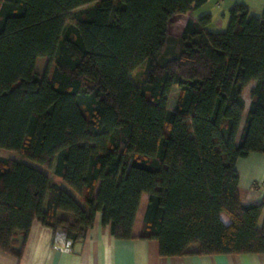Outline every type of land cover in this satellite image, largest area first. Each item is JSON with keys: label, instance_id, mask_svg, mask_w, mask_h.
Segmentation results:
<instances>
[{"label": "trees", "instance_id": "16d2710c", "mask_svg": "<svg viewBox=\"0 0 264 264\" xmlns=\"http://www.w3.org/2000/svg\"><path fill=\"white\" fill-rule=\"evenodd\" d=\"M205 1L0 0V250L20 257L34 220L81 240L100 212L160 256L264 253L235 167L264 153V9L169 33Z\"/></svg>", "mask_w": 264, "mask_h": 264}, {"label": "crops", "instance_id": "0c3cea01", "mask_svg": "<svg viewBox=\"0 0 264 264\" xmlns=\"http://www.w3.org/2000/svg\"><path fill=\"white\" fill-rule=\"evenodd\" d=\"M236 3L245 4L250 15H260L264 9V0H206L198 8L171 18L179 19V23H174L173 35H181L190 16L197 18L204 14L211 16L210 29H224L228 22V10ZM235 167L239 175L238 192L241 203H259L264 196V153H251L241 157L236 161ZM145 205L146 201L144 210ZM138 213L133 227L135 235L142 228V220L136 224ZM143 214L142 210V219ZM54 236L50 227L34 220L21 256L0 250V264H264V253L160 256L155 239L115 238L108 225H101L100 212L96 213L93 226L86 237L73 242L70 251L55 249ZM17 239L20 240V237Z\"/></svg>", "mask_w": 264, "mask_h": 264}, {"label": "rangeland", "instance_id": "374dc122", "mask_svg": "<svg viewBox=\"0 0 264 264\" xmlns=\"http://www.w3.org/2000/svg\"><path fill=\"white\" fill-rule=\"evenodd\" d=\"M179 19L175 18L173 20H171L170 24H169V33L171 35H173V33H175V28H174V23L176 24L179 23L178 21ZM226 27V26H225ZM224 27V28H225ZM174 36V35H173ZM144 70V64L138 66L135 70H133L131 72V78L133 80V82L138 85L141 81V78H142V72ZM178 90V86H173L172 87V93H171V96H170V100H169V107H172L173 104H174V101H175V96H176V91ZM248 91H249V87L246 88L245 92H244V97H245V100H246V104H248L249 102V97H248ZM146 197H147V194L144 193L143 194V197H142V201H141V205L139 207V213H138V217L136 219V224L138 225L141 220H142V210L144 211V204H145V201H146ZM223 219L225 221H228V218L225 214L222 215Z\"/></svg>", "mask_w": 264, "mask_h": 264}, {"label": "built area", "instance_id": "2783aa9c", "mask_svg": "<svg viewBox=\"0 0 264 264\" xmlns=\"http://www.w3.org/2000/svg\"><path fill=\"white\" fill-rule=\"evenodd\" d=\"M71 241L65 238V235L62 232H57L54 236L53 247L61 251H70L71 250Z\"/></svg>", "mask_w": 264, "mask_h": 264}]
</instances>
